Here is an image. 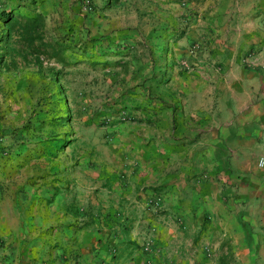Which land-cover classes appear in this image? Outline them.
Instances as JSON below:
<instances>
[{"label":"crops","instance_id":"crops-1","mask_svg":"<svg viewBox=\"0 0 264 264\" xmlns=\"http://www.w3.org/2000/svg\"><path fill=\"white\" fill-rule=\"evenodd\" d=\"M27 3L126 55L108 118L119 163L97 168L116 182L96 184L94 216L88 184L75 217L0 197V264H264V0Z\"/></svg>","mask_w":264,"mask_h":264},{"label":"rangeland","instance_id":"rangeland-1","mask_svg":"<svg viewBox=\"0 0 264 264\" xmlns=\"http://www.w3.org/2000/svg\"><path fill=\"white\" fill-rule=\"evenodd\" d=\"M21 1L0 0V15L13 14L7 25L0 20V197L11 198L18 188L22 214L33 220L36 212L47 217L55 201L75 217L88 184L94 216L91 198L102 200L96 184L116 182L100 179L97 168L119 163L108 118L127 82L120 77L126 55L81 46L69 26H53V16Z\"/></svg>","mask_w":264,"mask_h":264},{"label":"trees","instance_id":"trees-1","mask_svg":"<svg viewBox=\"0 0 264 264\" xmlns=\"http://www.w3.org/2000/svg\"><path fill=\"white\" fill-rule=\"evenodd\" d=\"M10 13H11V12H5V11L1 12L0 20L3 21L6 25L9 24V22H11L10 19H11V17H12L13 14L11 15ZM6 14H7L8 16H7ZM38 17H41L40 14H36V18H38ZM9 26H12V24H10ZM9 29H10V28L8 27V31H9ZM37 35H38V34H36V40L38 39V38H37ZM29 40H30V39H27V41H29Z\"/></svg>","mask_w":264,"mask_h":264},{"label":"built area","instance_id":"built-area-1","mask_svg":"<svg viewBox=\"0 0 264 264\" xmlns=\"http://www.w3.org/2000/svg\"><path fill=\"white\" fill-rule=\"evenodd\" d=\"M262 151L264 153V141L262 142ZM257 166L258 168H264V156L258 159Z\"/></svg>","mask_w":264,"mask_h":264}]
</instances>
